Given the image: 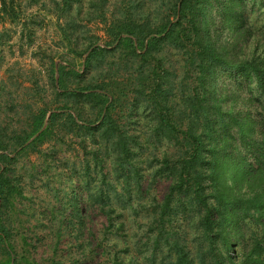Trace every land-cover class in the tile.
Masks as SVG:
<instances>
[{
    "label": "trees",
    "instance_id": "trees-1",
    "mask_svg": "<svg viewBox=\"0 0 264 264\" xmlns=\"http://www.w3.org/2000/svg\"><path fill=\"white\" fill-rule=\"evenodd\" d=\"M24 2L72 56L50 58L49 98L31 80L23 123L0 87V264H37L43 229L75 264H264V0H0V24ZM28 151L45 204L24 191Z\"/></svg>",
    "mask_w": 264,
    "mask_h": 264
},
{
    "label": "rangeland",
    "instance_id": "rangeland-1",
    "mask_svg": "<svg viewBox=\"0 0 264 264\" xmlns=\"http://www.w3.org/2000/svg\"><path fill=\"white\" fill-rule=\"evenodd\" d=\"M48 4V0H40V4ZM23 15L21 20L16 23L5 22L0 24V87L4 88V91L11 92L14 105V110L18 112V117L24 119V114L21 110L20 105L23 102H28L33 108L41 104L40 101L36 100L35 96H32V81L37 79L38 83L47 90L44 92L45 96L50 97V84L48 82L47 70L50 63V58L55 63H60L58 59L59 55L64 57H71L68 52L64 50L60 44L59 30L55 23V17L46 14L44 11L39 10V4H29L24 2ZM27 19V26L24 28L21 23L22 20ZM89 32L99 37L98 44H102L105 40L103 34V24L95 21L88 25ZM173 59L177 60L178 56H172ZM57 77V75H56ZM43 95V94H42ZM1 99H5L2 96ZM119 115V112H117ZM17 115L16 112L10 113L9 117L4 121H8ZM123 116V114H120ZM4 124V123H2ZM13 125H16L15 123ZM69 142H65V146L58 144L57 147L65 149L68 147ZM39 150H45L47 143L39 146ZM70 145L68 153H61L59 157L68 161L78 162L80 154L72 149ZM42 158L36 152L28 151L26 154L23 153L20 157L18 167L26 173L24 176L26 187L24 191L31 196L36 203L38 200L47 201L48 198L52 197V194L46 190L43 186L44 176L39 172L38 166L41 164ZM32 169V171H31ZM38 169V171H37ZM31 171V172H30ZM53 186V185H51ZM55 202V205H57ZM37 208V205H35ZM138 221L143 222L140 219ZM144 219V218H143ZM49 223V222H47ZM139 223L133 225L135 229ZM41 237L40 244H34L31 247H27L28 250L25 254L33 258L37 264H51L53 259L63 258L64 264H75L72 262V258L75 257L76 248L71 247L66 242H62L55 251L49 246L53 243L52 230L43 229L37 231ZM20 233L15 234L16 250L21 251L22 246L19 243ZM32 235V234H29ZM120 243V241H119ZM82 260L79 261L81 263ZM86 264V263H85Z\"/></svg>",
    "mask_w": 264,
    "mask_h": 264
},
{
    "label": "water",
    "instance_id": "water-1",
    "mask_svg": "<svg viewBox=\"0 0 264 264\" xmlns=\"http://www.w3.org/2000/svg\"><path fill=\"white\" fill-rule=\"evenodd\" d=\"M56 79H57V77H56Z\"/></svg>",
    "mask_w": 264,
    "mask_h": 264
}]
</instances>
